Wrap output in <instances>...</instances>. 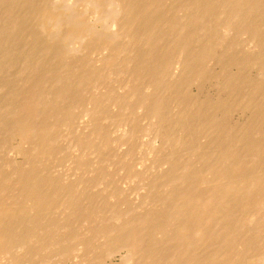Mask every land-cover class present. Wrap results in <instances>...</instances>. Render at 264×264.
Segmentation results:
<instances>
[{"label": "bare ground", "instance_id": "6f19581e", "mask_svg": "<svg viewBox=\"0 0 264 264\" xmlns=\"http://www.w3.org/2000/svg\"><path fill=\"white\" fill-rule=\"evenodd\" d=\"M0 264H264V0H0Z\"/></svg>", "mask_w": 264, "mask_h": 264}, {"label": "rangeland", "instance_id": "374dc122", "mask_svg": "<svg viewBox=\"0 0 264 264\" xmlns=\"http://www.w3.org/2000/svg\"><path fill=\"white\" fill-rule=\"evenodd\" d=\"M126 185H127V187H128V186L130 185V183H128V184L126 183ZM121 187H122L123 189H124V188H127V187H125V186H121ZM132 187H133V186H132ZM132 187H131V185H130V186H129L130 191H129L128 189H127V191H128V193L130 192V195H129V196H132V198H133V195H132V190H133V189H132ZM134 187H135V186H134ZM134 187H133V188H134ZM130 198H131V197H130Z\"/></svg>", "mask_w": 264, "mask_h": 264}]
</instances>
